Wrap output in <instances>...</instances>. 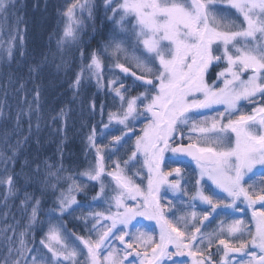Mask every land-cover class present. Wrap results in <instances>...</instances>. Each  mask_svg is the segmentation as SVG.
Returning <instances> with one entry per match:
<instances>
[{"label":"snow or ice","instance_id":"snow-or-ice-1","mask_svg":"<svg viewBox=\"0 0 264 264\" xmlns=\"http://www.w3.org/2000/svg\"><path fill=\"white\" fill-rule=\"evenodd\" d=\"M14 7L12 0H0V14L9 13ZM95 7V0H73L62 13L67 22L57 44L76 45L81 61H87L76 74L73 89L78 92L85 79H94L98 88L106 87L119 101L117 111L108 113V123L100 130L99 138L103 140L114 130L109 127L113 122L125 131L112 136L107 144H97L94 127L87 140L95 161L80 173L99 185L92 200H106L107 208L83 217L85 223L89 218L95 221L86 229L87 237L69 232L62 217L70 213L73 205L79 207L73 193L84 192L88 187L73 181L61 190L58 208L49 212L60 213L58 222L49 220L39 247L29 248L26 237L37 225L43 230L44 222L39 220L41 200L25 192L20 202L22 214L27 215L24 230L16 231L18 221L0 228V237H6L8 248L3 264H137V258L138 264H187V257L191 264H264V211L253 210L254 232L243 219H234L227 225L221 221L217 228L205 232L204 222L211 223V213L191 211L176 215L179 209L172 201L161 203L162 187L165 195L169 190L187 195L181 186L180 167L162 171L165 153H171L169 159L173 163H185V157H190L199 170L195 195L186 207L195 208V201L199 200L216 212L220 207L235 208L240 199L249 208L258 202L264 207V179L259 181V191L254 181L258 173L264 174V0H103L105 17L113 27L107 39L88 51L79 47L84 43L80 35L84 21L77 18L76 11L83 16L86 10L91 19ZM16 39L17 36H10L3 42L9 56ZM106 59L112 63L106 65ZM222 62L226 67L215 72ZM106 68L119 75L105 82ZM213 73L215 80L210 84ZM128 79L132 81L130 85L124 83ZM218 81L222 86L217 87ZM135 88L144 91L129 95ZM257 96L261 97L260 106L254 107L251 114L243 112L240 105L255 103ZM214 105H222L224 111L197 119L203 115L201 110H211ZM96 107L92 101L90 108ZM99 108L103 115L105 105ZM59 115L66 113L61 109ZM140 120L147 123L136 137L131 154L123 161H113V170L107 171L105 159L111 160L130 139L129 134L135 135L130 124ZM19 145L20 141L16 147L9 145L13 156L0 154V159L12 160ZM137 164L139 168L129 176L128 171ZM61 171L62 165L55 172L49 171L45 182L48 178L57 182L65 179L58 175ZM173 174L177 179L169 180ZM133 177L141 182L146 178V188ZM205 177L231 202L225 204L205 195L200 186ZM248 180L253 184L245 187ZM0 184L7 185L5 201L19 191L11 175L0 178ZM210 190L214 196L221 194ZM129 201L138 203L130 207ZM137 217L155 221L158 239L152 234L151 225L137 228ZM129 228L136 231H128ZM8 232L12 235L6 236ZM225 235L227 239L223 238ZM245 235L248 239L240 240L238 245L233 243ZM220 251V260H213Z\"/></svg>","mask_w":264,"mask_h":264},{"label":"trees","instance_id":"trees-1","mask_svg":"<svg viewBox=\"0 0 264 264\" xmlns=\"http://www.w3.org/2000/svg\"><path fill=\"white\" fill-rule=\"evenodd\" d=\"M66 2L67 0L19 1L15 18L21 15L27 28L24 27V31L19 32L12 49L13 54L3 63L0 79V154L4 157H12L13 153L9 145L16 147V142L20 141L14 158L7 160L8 174L13 177L19 191L14 198H9L7 201L4 200L5 192L0 191V228L15 225L18 221L19 226L16 231H23L27 222V215L22 214L20 208L24 193L28 192L39 198L41 200L39 220L44 222V226L41 230V226L37 225L28 234L26 237L29 241L28 247H39V241L49 220L50 208L55 206L53 205L54 189L66 186L68 176H71V179L76 177L77 184H86L88 187L84 192L77 193L79 207H73L69 214L64 215V220L67 221L68 228L76 234L88 236L86 229L91 228L95 221L89 218L85 223L83 217L92 212L90 200L96 195V188L93 183L80 175V171L95 159L94 150L89 148L87 137L95 127L97 144H107L112 136L121 135L122 132L120 126H117L106 138L103 140L99 138L100 127L95 123L99 115V106L105 105L103 113L104 118L107 119L108 113L117 111L119 105V101L113 99L107 88L104 89L106 91L101 92L92 79H85L78 92L71 87L82 63L87 61H81L80 51L76 45L70 44L64 50L57 44L59 30L64 22L62 8ZM95 5L93 18H88L86 10L83 13L86 20L83 19L84 25L80 32L84 43L79 47L88 51L97 48L101 40L107 39L112 28L106 21L103 0H95ZM45 14L48 20L44 19L38 25L39 20L43 18L41 15ZM124 83L130 85L132 81L128 79L124 80ZM138 91L141 89L135 88L129 95L134 96ZM37 93H39L38 97ZM93 100L97 106L95 110L90 108ZM61 109L66 115H59ZM17 117H19L18 125ZM142 128L141 125L136 127L135 135L127 139L111 160L105 159L109 169H113L114 160L127 159L131 154L134 140L141 134ZM184 142L187 143V140ZM4 161L0 159V170L5 164ZM185 161L181 164L171 162L170 165L167 164V170L173 166L182 168L189 181L188 185H184L185 191L192 195L191 189L196 186V170L191 162ZM48 165L52 167L49 168ZM61 165L63 171L58 175L65 179L57 182L53 180L54 178H48L45 182L47 173L55 172ZM52 184H56V188H52L50 186ZM204 185L206 195L213 196L214 201L220 200V195H213L210 190L213 189L211 185L208 183ZM5 187L0 186V189ZM176 199L172 197V204L179 209L176 215L188 212L189 208L186 204ZM182 200L188 201L187 198ZM97 208L100 209L101 206L98 205ZM28 211L30 213V207ZM169 219L173 217L169 216ZM137 228H143V225L139 224ZM206 230L211 231L208 227ZM7 251L6 237H0V264H3V257Z\"/></svg>","mask_w":264,"mask_h":264},{"label":"rangeland","instance_id":"rangeland-1","mask_svg":"<svg viewBox=\"0 0 264 264\" xmlns=\"http://www.w3.org/2000/svg\"><path fill=\"white\" fill-rule=\"evenodd\" d=\"M19 1L20 0H12V2L15 4V7L12 8V9H10L9 10V13H7V14H0V79L2 78V67H3V63L5 61H7L9 59V57H10L8 55V52L6 51L7 44L6 43H3V42H6L9 39L10 36H17L18 37L19 36V32L21 30L23 32L24 29L27 28V27L24 26V19L22 18L21 15L18 16L17 18H15V14L17 12L16 11L17 4L19 3ZM71 3H73V0H67V2L65 3V5L62 8V13L66 9V7L69 4H71ZM113 6H115V5H113ZM79 13H80V11L77 10L76 11L77 18H82L85 21L86 20L85 17L84 16H80L81 14H79ZM108 15H111V12H109ZM41 16H43V18H42L41 21L39 20L38 25H40V22L42 23L44 21V19H47L48 20V17H47L46 14L45 15H41ZM232 18H236L235 15H233ZM106 21H108V20H106ZM66 22L67 21H66V19L64 17V22L62 23V26L60 27V30H59L60 31V35H58L57 41L63 35V29L65 27ZM108 22H109L110 26L113 27L112 23L110 21H108ZM20 36L23 39V35L21 34ZM14 44H15V41L13 42V45ZM69 45L70 44H65L64 46H60V48H62V49L65 50V48H68ZM64 50H62V51H64ZM121 62H124V61L122 60ZM111 63L112 62L110 60H107V59L105 60V64L106 65L107 64H111ZM126 66H128V65H126ZM224 67H226V63H223L222 62L220 64V66L215 69V72L221 71ZM133 70H135V69L133 68ZM250 74L251 73L249 72L247 75L243 76V79H247V76L250 75ZM114 75H119V73L118 72L117 73L108 72L107 71V68H106L105 69V82L107 81V79H111ZM121 79H123V77H121ZM92 80L95 82L94 79H92ZM213 80H215V74L214 73L211 75V77L209 78V81L208 82L211 84ZM219 86H222V82H220V81L217 82V87H219ZM105 88H98V90H100L101 92L102 91H106V90H104ZM140 89H141V91H144L143 88H140ZM107 91H109V90H107ZM141 91L136 92L134 94V96L137 95ZM196 98L197 99H202V97H196ZM260 100H261V97L257 96L255 103H252V104H249L247 102L242 103L240 105L241 110L243 112L247 113V114H251L252 113V109L254 107L260 106V104H259ZM201 111H202L203 115L201 117H197V119H202L203 116H208V117L216 116L219 112H223L224 111V107L222 105H214L211 110H201ZM238 114L239 113H237V115ZM233 118H235V117H233ZM226 122H227V120L224 121V123H226ZM95 123H97L96 125H98L100 127L99 133H100V130L103 129V125L108 123V117H107V119H105L104 118V113H103V115H101L100 109H99V115H98V117H96V122ZM146 123H147V120H140L139 122H137L135 124H130V127H133L135 129V131H136V127H140V125L142 127H144V125ZM117 126H120V130L121 131H125L123 129V126L116 125L115 122H113V124L110 125L109 127L110 128H116ZM141 134H142V132H141ZM129 135L132 137L131 134H129ZM234 139H235V137L233 136L232 137L233 143H234ZM135 140H136V138H135ZM135 140H134V143H135ZM134 143H133V145H134ZM170 156H171V153H165V160H164V162L161 165V168H162V171L163 172H170L171 169L176 168V166H173L172 168H169L167 170V164L170 165L171 162H172L169 159ZM94 161H95V159L92 162H90L87 166H85L80 172H83L86 169H88L89 166H90V164L94 163ZM4 163L5 164L2 166V168L0 170V178H5L6 179L8 177V175H9L8 174V172H9L8 171L9 161H6V162L4 161ZM172 164H175V163L172 162ZM191 164L194 166V169L196 170V180H197V179L200 178L199 177V170H198V168L196 166L195 161L191 160ZM105 165H106V170L107 171H112L113 170V169H109L108 168L109 166H107L108 164H106V162H105ZM122 166H123V164H122ZM137 168H139V164H137L133 169L129 170L127 174L129 176H131L132 175V172L135 171ZM75 173L76 172H74V174ZM145 173H146V170H145ZM145 173H142V175H144ZM81 177H83V176H81ZM133 178L135 179V182L136 183L141 184V187H145L146 188V185H147L146 178L143 180V182H141V179H139V178H135V177H133ZM75 179H76V177H73L71 180L68 179L67 180V183H66V186H63V188H58L57 187L56 189H54L55 192L53 193V200H54L53 201V205H55V206H52L50 208V210H53V209H57L58 208L57 200H58V197L61 194V190H66L68 188L69 184H71L73 181H75ZM84 179L87 180L86 177ZM174 179H177V177L175 176V174H173L172 176L169 177V180H174ZM261 179H264V174L258 173L257 176L254 177V181H255V184H256V190L257 191H259V188H260L259 181ZM53 180L56 181L55 178ZM187 180H188V178L186 176V173L182 169L181 186H182V188L184 190H185L184 185H188V183H189V181H187ZM108 182H109L108 181V178H105V183L107 184ZM91 183L94 184V186L96 188L95 190H96V193H97L99 191V185L96 184L95 182H91ZM205 183H208L209 185H211L212 188L215 189L216 192H221L220 189L216 188L215 185L212 184V182L210 180H208L207 177H205L203 180H201V185H200L203 188L204 193H205V189H204V186H205L204 184ZM251 184H253V181L248 180V181L245 182V185L244 186L245 187H249V185H251ZM3 185L6 186V187H5V189L1 188L0 191H4L6 193V191H7V185L6 184H0V186H3ZM191 190H192V195H190V193H188L187 195H184L183 193L173 194L170 190L165 195V188L162 187L161 188V203L164 204V203H166L169 200L172 201V197L175 196V197H178L176 200H178V201L181 200V201H183L186 204V201H184L182 199L187 198L188 201H189V199L193 195H195L196 186H194ZM77 193L78 192H74L73 195L76 196V200L79 202V200H78V194ZM108 195L109 196L112 195L111 191H109ZM205 195H206V193H205ZM226 195H227L226 193H222L221 192L220 197H219L220 200L223 201L225 204L231 202L229 198H226ZM90 201H92V205L90 207L92 211H105V209L107 208V201L106 200L105 201H100L99 203L93 202L92 199ZM136 203H138V202L129 201V206L130 207H134ZM98 205L101 206L100 209L97 208ZM195 205H196L195 208H189L188 209V212L196 211L197 213H200L201 214V213H204V212L207 211V212L211 213L210 216H209V220L211 221V223H208V221H205L204 222L207 225L208 229H210V230H213V229L217 228V226L221 223V221H223L225 223V225H227L228 223H230L234 219H243L245 221V223L248 224L251 227L252 231L254 232L255 231V221L252 219L253 210L264 211V207L261 206V203L258 202L252 208H249L248 205H247V203L243 199H240V200H237L236 201V207L235 208H223V207H220V208H217L216 212H212L211 211V208L208 205L204 204L203 202H201L199 200L195 201ZM73 207H76V205H73ZM141 210H143V209H141ZM112 211H115V208H113ZM217 213H219V214L217 215ZM58 217H60V213L58 211H54V212H51V215H49V220H51L53 223H57L58 222L57 221V218ZM62 219L64 221V224H65V227L67 228V230L69 232L73 233L74 235L79 236L73 230H71L70 228H68V226L66 225L67 221L64 220V215H63ZM136 219L140 221L139 224H142L143 227L145 225H151L152 226V228H151L152 234L158 239V236H159V227L155 224V221L147 220L145 217H137ZM133 223H135V221H133ZM139 224H137V225H139ZM209 226L211 228H209ZM206 228L204 229V231L205 232H208V230H206ZM132 229H133V231H132ZM46 230H47V227L45 228L44 231H46ZM127 230L128 231H132V232H135L136 231V229H134V228H129ZM118 234L119 233H117V235ZM8 236H10V232L8 233ZM223 238L227 239L228 237L225 235ZM242 239H248L247 235H245L244 237L237 238L236 240L233 241V243H235V244L238 245L239 241L242 240ZM116 246L117 247H120V245H119L118 242L116 243ZM32 247L33 246H30L29 248H32ZM34 247H37V246H34ZM212 251L214 253L216 252V246H215V244L213 245ZM222 255H223V252L220 251L219 255H213V260L219 261ZM231 255L232 254H230V256ZM236 258L239 259V255L238 254H237V257ZM129 259H131V257H129ZM138 259L139 258H137V264H138ZM180 259H185V258H180ZM186 260H187V264H191V258L190 257H187ZM169 264H170V262H169Z\"/></svg>","mask_w":264,"mask_h":264},{"label":"water","instance_id":"water-1","mask_svg":"<svg viewBox=\"0 0 264 264\" xmlns=\"http://www.w3.org/2000/svg\"><path fill=\"white\" fill-rule=\"evenodd\" d=\"M186 160H192L190 157H185Z\"/></svg>","mask_w":264,"mask_h":264}]
</instances>
